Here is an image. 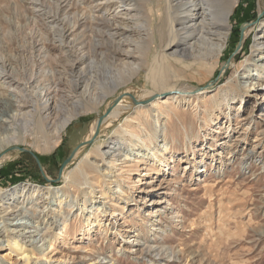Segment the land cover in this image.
<instances>
[{"label":"rangeland","instance_id":"rangeland-1","mask_svg":"<svg viewBox=\"0 0 264 264\" xmlns=\"http://www.w3.org/2000/svg\"><path fill=\"white\" fill-rule=\"evenodd\" d=\"M263 1L238 0L217 64L177 65L183 70V77H177L172 64L153 56L161 46L160 31L165 30L162 14L157 12L161 0H134L131 10L121 9L110 21L104 16L113 15L115 6L103 0H85L80 5L70 1L59 16L54 15L52 0L43 4L0 0L1 62L18 69L24 66L30 56L25 49L36 26L43 45L40 55L47 56L43 67L53 70L60 87L57 101L69 106L77 101L89 70L98 91L106 85L107 76L125 75L113 62L121 58V49L136 50L134 42L129 45L125 40H134L136 30L143 28L135 22L138 15H143L149 29L139 61L147 71L143 68L130 81L108 89L100 105L85 107L53 150L41 149V143L30 148L46 178L29 152L12 146L0 150V189L38 188L12 215H5L6 201H0V264H31L51 249L50 264L64 262L63 258L64 264H264V36L263 43L254 46L264 34V15L258 18ZM77 13L97 19L82 16L76 29L60 42L52 32L62 25L61 14L73 17ZM242 24L248 36L232 54ZM72 35L79 43L76 47L69 45ZM81 50L88 51V56L77 62ZM38 55L33 53L35 60H43ZM161 63L166 69L159 70ZM160 75L165 79L162 83L156 82ZM176 80L202 94L169 108H159L154 100L176 94L177 87L176 92L145 97ZM228 87H234L236 95L229 97L228 106L217 105L214 100H220ZM17 92L0 79V100ZM123 93L138 101L149 100L134 104L125 95L117 104H130V111L120 110L121 118L101 125L96 139L76 150L58 178L63 160L90 138L95 119ZM126 116L129 123H138L136 132L142 140L119 126ZM5 136L0 134V144ZM120 140L125 143L117 154L111 146ZM165 142L171 146L167 154L171 162L161 170L148 156L150 149ZM138 156L143 160H132ZM66 173L70 181L63 180ZM148 248L173 251L174 256L151 255ZM24 254L30 258L28 263L23 262Z\"/></svg>","mask_w":264,"mask_h":264},{"label":"bare ground","instance_id":"bare-ground-1","mask_svg":"<svg viewBox=\"0 0 264 264\" xmlns=\"http://www.w3.org/2000/svg\"><path fill=\"white\" fill-rule=\"evenodd\" d=\"M32 1L37 4L44 3V0ZM70 1H72V4L77 5L79 3L81 4V2L85 0H52L53 6L55 8L54 15L59 16V10L64 11V6H66V4ZM133 1L134 0H103V2L112 3L113 6H115L114 14H108L104 16L105 20L110 21L111 16L114 19L115 15L121 13V9H125V11L131 10L132 6L134 5ZM237 1L238 0H161L160 4L158 5L159 9L157 12L162 14V23L165 26V30L160 31L161 46L153 54V56H155L158 60H165V62L172 64V66H174L173 72L177 77H183V70L177 68V65L183 66V68H188L190 65H197L201 68L208 63L213 65L217 64L226 48V44L231 32L230 17ZM80 14L81 15L77 13L76 15H73V17H69L67 14H61L63 15L61 16L62 25L52 32L60 42H65L67 34L70 31L76 29L79 20L85 15L83 13ZM87 16H90L91 19L94 18V21L97 19V17L90 15V13ZM135 22L143 26V28L136 30L138 34L137 38L133 40L132 38L128 37L125 41L129 42V45L130 43L134 42V45H136V50L131 49L130 47L125 49L120 48L122 56L117 63L116 60L113 62L115 67L117 66L118 69L121 68V70L125 72V75L116 77L112 74L107 76V80L105 82L106 85L101 88V91H98L94 81V74L92 76L91 71L88 69V78L85 79L84 84L80 85L81 91H79V93L75 96L77 103L74 102L72 106L62 103V101H60L61 103H58L57 101V96L60 90V87L58 86V80L55 79L53 70L43 67L47 56H43L44 54L42 56L40 55L41 51H43V45L40 39L37 38L39 35V29L37 30L35 26L34 30L31 31V42L25 49H29L27 53L30 56L29 58L27 57L28 60L26 63L23 62L24 66H22L21 69L16 68L13 63L6 61L1 62L0 60V79H2L3 83L7 84L8 86L13 85V87L18 90L17 93H14L13 95L11 94V96L6 97V99L4 98L5 100H0V134L5 133L7 135V137L5 136L6 139L4 138L5 141H2L0 144V150L3 152V150L11 146H26L25 148L30 149L32 146L40 143L42 145L41 149L45 151L53 150L59 144L62 134L64 133L68 124H70L71 120L79 115L83 109H85V107L90 105H100L103 102V99L105 100V92L108 89L112 90V88H116L122 84H125L126 82L130 81L132 77L137 76L143 68L147 71L148 67L145 66V63H140L139 61L142 62V53L140 48H142V46H144V44L147 42L146 36L149 32V29L147 28L146 21L143 20L142 14L141 16L138 15L137 19H135ZM65 23H68L67 26ZM98 32L101 33L102 31L98 29ZM246 36L248 35L245 31L242 38V44L244 43ZM262 36H264V34L259 35L255 39L256 43L254 46H258L259 44L263 43V40H260L262 39ZM69 43V45L72 47L79 45V43L75 40V36L71 41L69 40ZM163 46L166 47V49H163ZM82 50L78 54L77 62L83 60L84 58L86 59L88 56V51ZM33 53H37V55L39 54L40 58L43 60L36 61L35 57H33ZM173 61L176 63L175 65L173 64ZM73 64L76 66V61H74L72 65ZM90 64L91 63H89V65ZM158 67L159 70L166 69L164 63H161V65H158ZM163 78L164 77L160 75V77L156 79V82L162 83L165 81ZM166 81L170 82L167 79ZM179 83L180 82L176 80L175 82L168 84V86L165 84L160 90H157L156 92L153 91L152 93L149 92L145 95V97L155 93L158 94L165 91L175 90L177 87L178 92L174 91L176 94H171L166 97H161L154 100L155 102L158 101L160 104L159 108L161 106L169 108L171 104L174 105L179 100H184L187 97V100H189L190 97H197L199 94H202V92H192L191 90L186 89L185 85H179ZM78 84L79 83L77 79L74 85L76 86ZM236 93L237 90L234 87H228L222 93L221 99H215L214 102L217 105L222 104L228 106L229 97L232 95L235 96ZM130 109V104L127 106L116 104L112 108V112L110 111L104 117L102 125H104L108 119L117 120L121 118L123 111L129 112ZM97 119L98 117L91 125V135L94 132ZM128 119V116L124 117V121L119 123V126L123 127L124 131L130 136L135 138L137 137L138 140H142V138H140L136 132L138 123H129ZM21 142L25 144H22L21 146ZM27 142H29V144H26ZM124 143L125 142H122L121 140L113 142L111 146V148L114 149L113 152L117 151V154H119L120 151L123 150ZM130 145L132 146L135 144ZM97 148L100 149V144H97ZM150 150V156L148 157L153 158L155 163H159L161 170L168 169L167 167L169 162H171V156H167L171 150L169 143L165 142L159 148ZM114 155H116V153L111 154V157ZM126 158L127 157H125L123 160ZM132 160L139 162L143 159L142 157L138 156L134 157ZM109 162H111V160H109ZM43 166H45L44 163ZM117 170L120 171V168ZM62 178L63 180L70 181L68 173L64 174ZM100 189L101 194H104V189ZM36 191L38 192V188L36 189L31 185L13 187L9 190L0 189V201H6V207L4 208L5 215H12L14 214L13 212L15 209L18 207L22 208V203H24L25 200L29 198V196H33ZM85 232L86 229H83L82 234H85ZM59 235L63 237V231L60 232ZM67 235L68 234H66V236ZM52 252L53 249L47 253H41L42 258L39 257L37 260L35 259L33 263L31 262V264H50V259L52 256H50L49 253ZM146 252L151 255L155 253L154 255H160V257L165 259L169 256H174L173 251L169 252L168 250L162 249L153 250L148 248L146 249ZM23 258V262L25 263L30 261V258L27 254H24ZM63 259H65L64 262L58 261V264L66 263V258Z\"/></svg>","mask_w":264,"mask_h":264},{"label":"water","instance_id":"water-1","mask_svg":"<svg viewBox=\"0 0 264 264\" xmlns=\"http://www.w3.org/2000/svg\"><path fill=\"white\" fill-rule=\"evenodd\" d=\"M262 15H264V8L263 10L258 14V18L261 17ZM245 24H242L239 28V41L236 45V48H235V51L232 53L234 54L236 51H238V49L240 48L241 46V42H242V38H243V35H244V29H245ZM227 63H228V60L226 61V63L223 65V67H226L227 66ZM200 89V88H198ZM176 90H171V92H174ZM128 96L134 104H141V103H146L149 99H143L141 101H138L136 98H134V96L130 93H123L119 96H117L109 105L108 107L106 108L105 112L102 114V115H99L98 116V119H97V123H96V126H95V129H94V132L93 134L90 136V138L82 141L79 145L76 146V148L63 160L60 168H59V173H58V178L61 176L62 174V170L63 168L68 164V162H70L72 159H73V156H74V153L76 152V150L83 146V145H90L95 139H96V136L98 135L99 131H100V127L102 125V121L104 119V117L112 110V108L119 102V100L123 97V96ZM155 96L153 95L152 98H154ZM18 151H21V152H29L31 154V156L34 158V160L36 161L40 171L42 172L43 176L45 177V174L43 172V169H42V165H41V162L39 160V158L36 156V154L34 152H32L30 149H27L25 147H16L14 148ZM46 178V177H45ZM57 178V179H58ZM56 180V179H55Z\"/></svg>","mask_w":264,"mask_h":264}]
</instances>
